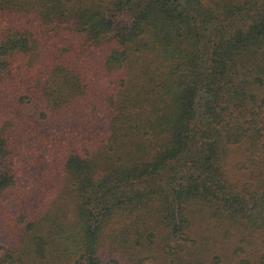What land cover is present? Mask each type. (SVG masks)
<instances>
[{
    "label": "trees",
    "instance_id": "16d2710c",
    "mask_svg": "<svg viewBox=\"0 0 264 264\" xmlns=\"http://www.w3.org/2000/svg\"><path fill=\"white\" fill-rule=\"evenodd\" d=\"M239 144L264 0H0V264H233L264 233Z\"/></svg>",
    "mask_w": 264,
    "mask_h": 264
},
{
    "label": "rangeland",
    "instance_id": "374dc122",
    "mask_svg": "<svg viewBox=\"0 0 264 264\" xmlns=\"http://www.w3.org/2000/svg\"><path fill=\"white\" fill-rule=\"evenodd\" d=\"M180 1L184 2L185 0ZM227 176L238 188L246 189L245 191H264V152L245 144L236 145L228 161ZM198 227L205 234L209 231V228L204 225ZM258 237L253 245H251L253 237H249L250 241H247V245L242 243V248L251 252L250 256L244 250L238 249V244V248H231L233 264H240L246 257L253 263L261 258L264 254V233Z\"/></svg>",
    "mask_w": 264,
    "mask_h": 264
}]
</instances>
